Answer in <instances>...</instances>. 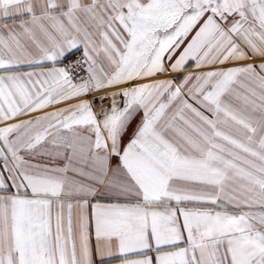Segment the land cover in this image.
<instances>
[{
    "label": "snow or ice",
    "instance_id": "obj_1",
    "mask_svg": "<svg viewBox=\"0 0 264 264\" xmlns=\"http://www.w3.org/2000/svg\"><path fill=\"white\" fill-rule=\"evenodd\" d=\"M113 261L264 264V0H0V264Z\"/></svg>",
    "mask_w": 264,
    "mask_h": 264
},
{
    "label": "crops",
    "instance_id": "obj_2",
    "mask_svg": "<svg viewBox=\"0 0 264 264\" xmlns=\"http://www.w3.org/2000/svg\"><path fill=\"white\" fill-rule=\"evenodd\" d=\"M94 242V239H93ZM113 264H119V261H113Z\"/></svg>",
    "mask_w": 264,
    "mask_h": 264
}]
</instances>
